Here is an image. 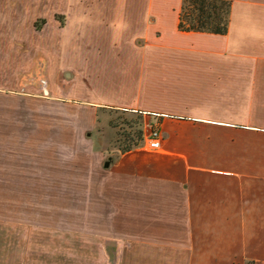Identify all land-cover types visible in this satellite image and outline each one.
I'll return each mask as SVG.
<instances>
[{
	"label": "crops",
	"instance_id": "1",
	"mask_svg": "<svg viewBox=\"0 0 264 264\" xmlns=\"http://www.w3.org/2000/svg\"><path fill=\"white\" fill-rule=\"evenodd\" d=\"M17 1L26 18L46 19L49 38L32 46L49 52L48 73L62 66L81 85L46 79L48 102L3 58L0 264H264V0H229L222 35L180 31L181 0H0V9ZM3 24L2 51L15 49L12 36L30 40ZM58 102L87 122L50 113L42 124L41 105ZM100 109L142 114L144 136L156 125L161 147L120 151L105 167V149L84 138ZM73 191L97 212L75 252L42 228L55 200L40 202Z\"/></svg>",
	"mask_w": 264,
	"mask_h": 264
},
{
	"label": "rangeland",
	"instance_id": "2",
	"mask_svg": "<svg viewBox=\"0 0 264 264\" xmlns=\"http://www.w3.org/2000/svg\"><path fill=\"white\" fill-rule=\"evenodd\" d=\"M164 6V5H163ZM1 8V7H0ZM163 18L161 22L166 25V27L172 26L170 23L169 13L171 10L163 9ZM168 16V17H167ZM57 17V16H56ZM165 18V19H164ZM171 18V17H170ZM63 25L64 18L59 17L58 19ZM139 21H143L146 23L145 18L140 19ZM46 19L41 17H32L26 18L25 11L22 8L21 3L13 2L7 3L5 9H0V26L1 23L5 24V26L10 29V32L16 30L17 28H22L29 30L30 33L27 35L30 40H22L16 36H12L15 38L14 50L10 52L2 51L0 49V65L7 64L6 59L3 60L4 56L8 53L7 57H10L13 60L17 61L14 67H12L10 76L15 78H19L20 80L24 79L26 82H35L34 86H37V90H34L33 87L29 88V91H36L42 93L41 95L46 96L44 99L49 102V98L52 97L51 94H47L44 92L45 80L48 79L51 84L53 81V85L56 83L55 80L63 84H72V86H76L77 88L81 85L80 82L76 83L74 76L71 77L69 74H65L68 71L67 68L58 67L57 73L56 71L49 74L47 69V61L49 52L46 50H39L36 47L32 46V43L36 42L35 37H44L46 39L49 38L48 30L45 25ZM3 24V25H4ZM96 26V25H94ZM98 26L102 27V24H98ZM96 26L95 28H98ZM104 26V25H103ZM132 26V22H131ZM45 34V35H43ZM128 35H125L121 39H126ZM101 37H104L102 33H95L91 36V39L96 42V44L101 40ZM123 40V42H124ZM113 49V48H110ZM60 53V51H57ZM126 56V53L124 57ZM45 63V65H44ZM9 70V71H10ZM2 74V73H1ZM49 82V83H50ZM39 83V84H38ZM31 87V86H30ZM73 89V88H72ZM7 91V90H6ZM57 92V91H56ZM58 96L61 93L58 91ZM47 94V95H45ZM53 102V100H52ZM42 115H41V123H48L49 114L57 115V121L59 123L65 122H73L76 124H80L82 122H87L85 117L81 114V111L78 110H64V107L60 105L58 102L56 107H50V105L45 104L41 105ZM55 110V111H54ZM96 126L94 130H87L90 134L87 136L84 134V138H89L90 136L93 138L95 146H101L102 149H105V160L107 158L113 159L117 156V154L122 151L124 146L127 144H131L136 140L137 132L140 128L143 130L144 127L142 118L143 115L134 112H125L119 110H109V109H100L96 111ZM91 121V117H89ZM142 122V125H140ZM42 123V124H43ZM149 129V128H148ZM86 131V132H87ZM144 143V134L143 139L140 141L139 145ZM97 148V147H96ZM134 148V147H133ZM61 157L64 158V152L60 151L58 153ZM80 164H73L74 171H78ZM62 188L58 187V191L62 192ZM37 197V196H36ZM86 196H82L79 193L72 192L71 194H63L57 193L55 196L42 194L40 195L41 206H47L49 208L50 200L52 205V199L55 200L56 206H50L52 211L55 210V217H51V222L49 224H45L42 228L51 229L52 235H57V242L60 241L62 243H58V246L61 249H64L65 243L70 241L73 247V251H77L80 249L83 238L86 230H90L93 226L97 224L96 218V207L95 206H83V201ZM32 199V196L29 197ZM92 203L95 202V199L90 200ZM89 208V209H88ZM44 209V207H43ZM45 211V210H43ZM43 222V221H42ZM97 227V226H96ZM47 230H44L49 234ZM27 231V230H26ZM92 231V230H90ZM96 232V231H95ZM47 236V235H46ZM45 240V244L43 250H49V247L52 246V243H49L48 237L43 238ZM73 242V243H72ZM74 254V259L77 254Z\"/></svg>",
	"mask_w": 264,
	"mask_h": 264
},
{
	"label": "trees",
	"instance_id": "3",
	"mask_svg": "<svg viewBox=\"0 0 264 264\" xmlns=\"http://www.w3.org/2000/svg\"><path fill=\"white\" fill-rule=\"evenodd\" d=\"M231 2L229 0H181L177 27L180 31H199L225 34L228 29ZM142 125V122H140ZM143 130L137 132L136 140L124 146L127 151L139 145ZM248 264H254L249 262Z\"/></svg>",
	"mask_w": 264,
	"mask_h": 264
},
{
	"label": "built area",
	"instance_id": "4",
	"mask_svg": "<svg viewBox=\"0 0 264 264\" xmlns=\"http://www.w3.org/2000/svg\"><path fill=\"white\" fill-rule=\"evenodd\" d=\"M161 142L162 134L159 128L151 124L146 136H144V144L150 149H159L161 147Z\"/></svg>",
	"mask_w": 264,
	"mask_h": 264
},
{
	"label": "water",
	"instance_id": "5",
	"mask_svg": "<svg viewBox=\"0 0 264 264\" xmlns=\"http://www.w3.org/2000/svg\"><path fill=\"white\" fill-rule=\"evenodd\" d=\"M109 165V159L104 162V166L107 167Z\"/></svg>",
	"mask_w": 264,
	"mask_h": 264
}]
</instances>
